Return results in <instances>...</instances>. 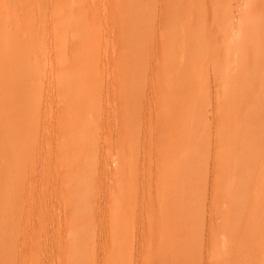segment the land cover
<instances>
[{"label":"rangeland","instance_id":"374dc122","mask_svg":"<svg viewBox=\"0 0 264 264\" xmlns=\"http://www.w3.org/2000/svg\"><path fill=\"white\" fill-rule=\"evenodd\" d=\"M0 264H264V0H0Z\"/></svg>","mask_w":264,"mask_h":264}]
</instances>
